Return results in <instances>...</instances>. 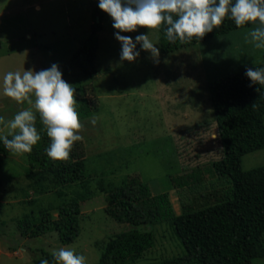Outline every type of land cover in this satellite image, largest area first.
<instances>
[{"label": "rangeland", "instance_id": "rangeland-1", "mask_svg": "<svg viewBox=\"0 0 264 264\" xmlns=\"http://www.w3.org/2000/svg\"><path fill=\"white\" fill-rule=\"evenodd\" d=\"M96 8L97 0H0V87L7 71L39 70L53 62L60 70L65 69L72 52L97 19ZM100 13L103 27L98 32L97 73L92 78L99 116L95 117V124L90 122L89 125L85 121L78 131L81 135L85 128L94 132V136L103 142L102 150L125 152L121 165L116 168V176H110L111 179L136 172L149 182L155 193L164 188L160 180L164 172L181 175L190 171L192 166L220 157L221 146L207 85L211 80L264 60V47H255L250 36L257 24L173 52L160 50L159 63H154L147 50H141L133 61L121 60L120 42L114 37L116 30L111 18L103 10ZM137 32H148L149 38L160 49L158 27L138 26L136 31L122 34L135 36ZM77 74L65 78L76 88V95L79 94V85L88 80L77 77ZM31 99L34 100V96ZM30 106L28 99L17 102L0 92V116L5 121ZM94 125H98L95 131ZM100 125L104 128H99ZM0 129L7 133L3 122H0ZM173 142L179 151L178 166L169 157ZM95 150L87 148L89 154ZM8 158L11 160L0 169V201L3 204L0 208V264H33L32 249H36L38 255L39 247L52 252L61 246L74 248L86 257L87 264H94L103 243L129 227L106 214L104 195L94 192L91 198L80 204V231L71 243L62 245L55 233L32 239L21 236L12 215L19 211L16 189L28 165L21 153L11 154ZM12 160L18 164H13ZM125 160L129 161L127 166L131 170H126ZM114 164L117 166L119 162L114 160ZM259 165H264V148L242 157L244 169ZM218 185L215 180H209L202 190L221 188ZM181 192L184 190L170 188V198L176 210L180 197L184 198ZM8 205H13V210L9 211ZM52 212L53 216L57 215L56 210ZM11 246L16 250H10ZM172 246L165 240H156L143 261L153 262L176 253Z\"/></svg>", "mask_w": 264, "mask_h": 264}, {"label": "trees", "instance_id": "trees-1", "mask_svg": "<svg viewBox=\"0 0 264 264\" xmlns=\"http://www.w3.org/2000/svg\"><path fill=\"white\" fill-rule=\"evenodd\" d=\"M96 9L97 19L72 52L66 68L61 70L64 79L77 74L76 70L77 77L88 78L79 85L76 109L81 123L86 121L89 125L93 116H99L92 78L97 73L98 32L103 25L101 9L98 6ZM255 24L246 22L236 26L226 16L213 31L184 42H169L158 26L160 50L173 52ZM254 66H264V60ZM244 73L242 69L207 85L221 146L220 157L192 166L181 175L164 172L160 179L164 188L155 193L149 182L136 172L111 179L110 176H116L125 152L102 150L103 142L88 128L83 130L82 139L73 143L67 158L49 157L45 148L50 138L42 129L44 125L37 113L35 124L41 139L30 152H21L28 166L16 189L19 211L12 215L20 235L32 239L55 233L62 245L71 243L80 231V204L96 192L105 197L106 214L129 227L103 243L94 264H264V165L248 169L242 166L246 153L264 148V85H250ZM93 127L94 130L98 125ZM91 147L96 149L93 154L87 151ZM152 148L157 149L153 145ZM171 148L170 160L178 166L179 151L174 142ZM11 154L15 152L0 143V169L11 160L8 158ZM114 160L119 162L117 166ZM125 161L126 170H131L127 166L129 161ZM209 180H215L221 188L202 190ZM173 187L184 190L177 210L169 194ZM12 207L6 208L10 211ZM159 239L172 243L177 252L144 262L145 254ZM38 249V255L32 249L33 264H40L42 258L52 261V252L43 247ZM10 250L16 247L11 246Z\"/></svg>", "mask_w": 264, "mask_h": 264}, {"label": "clouds", "instance_id": "clouds-1", "mask_svg": "<svg viewBox=\"0 0 264 264\" xmlns=\"http://www.w3.org/2000/svg\"><path fill=\"white\" fill-rule=\"evenodd\" d=\"M97 6L111 18L116 30L114 37L120 42L121 60L133 61L141 50H147L153 62L159 63L160 49L148 32L122 34L134 32L138 26H159L169 42H184L213 31L226 16L236 26L256 22L250 36L255 47H264V0H97ZM244 74L250 85H264V66H245ZM0 92L17 102L28 99L31 105L6 121L0 116L7 129V133L0 129V143L12 152H30L41 139L35 124L37 113L50 138L45 148L49 157L67 158L73 143L82 139L78 131L83 125L76 109V88L62 77L57 63L39 70L5 72ZM90 122L95 124L94 116ZM51 255L52 261L42 258L40 264H87L86 257L70 246L55 248Z\"/></svg>", "mask_w": 264, "mask_h": 264}]
</instances>
